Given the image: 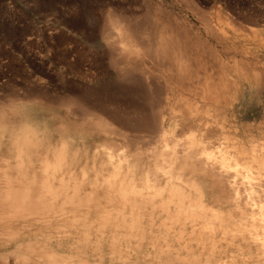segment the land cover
<instances>
[{
    "label": "bare ground",
    "instance_id": "obj_1",
    "mask_svg": "<svg viewBox=\"0 0 264 264\" xmlns=\"http://www.w3.org/2000/svg\"><path fill=\"white\" fill-rule=\"evenodd\" d=\"M72 1L75 26L106 44L89 76L111 79L18 97L64 117L44 136L27 124L10 152L0 150L5 264H264L260 53L223 54L179 8L158 2L112 4L100 21L99 10Z\"/></svg>",
    "mask_w": 264,
    "mask_h": 264
},
{
    "label": "rangeland",
    "instance_id": "obj_2",
    "mask_svg": "<svg viewBox=\"0 0 264 264\" xmlns=\"http://www.w3.org/2000/svg\"><path fill=\"white\" fill-rule=\"evenodd\" d=\"M91 1L85 0L84 3L86 4V6L88 4L90 6V8L93 7L97 11L99 10L100 13L102 11L106 12L108 10V8H110V7L112 8V6H113L112 4H114V6H117L118 4H124V2H126V1L127 2L125 3V5H127V3L129 4V1H131L128 6H130V5L132 6L136 1H138L133 5V7L137 6L138 4H139L138 6L141 7L143 2L145 3V2H151L152 1V3L158 2L159 4H162L164 6L168 5L166 8H168L169 10H174L175 12H177L180 9L178 11L179 14H182L181 15L182 17L185 16L184 18H186L191 24H193L195 30L198 27L196 32L198 33L199 37H201L203 40H205V39L208 40V42H210V43L213 41L212 44H215V45L217 44L216 45L217 48L221 47V50L223 52L227 51V53L222 52L223 54L232 55V54H238L239 53L238 56H241L242 53H247L248 50H249L248 52L260 53V54H258V57L260 59V63H259L260 65L259 66L262 65L261 66L262 68L259 67V70L263 71L262 74L264 76V52H263L264 51V44H263L262 48L260 46V43L264 39L263 38L264 37V0H219V1L217 0V2H216V0H194L195 2L193 0H191L192 2L190 0H175V1L174 0H171V1L170 0H160V1H158V0H146V1L145 0H111L112 2L110 0H101V1L94 0L95 1V2L93 1L94 3ZM121 1H123V2L121 3ZM182 1H184V2H182ZM188 1H190L191 3ZM107 2H109V3H107ZM92 3H93V5H92ZM195 3L198 4V6H199V7H196L197 10H194L195 8L193 9V7L197 6ZM94 4L97 6H95ZM98 4L101 5L102 7L99 6ZM109 4H111V5H109ZM174 4H176L175 5L176 7H173ZM212 4H214V5H212ZM217 4H218V7H216ZM103 5H104V7H103ZM190 6L192 7V9H189V8H191ZM203 6H204V8H202ZM212 6H214L215 9ZM95 7H97V8H95ZM103 8H105V9L103 10ZM138 8H137V10H138V12H140V10ZM259 8H261V9L259 10ZM77 9H78V5L75 4V2L72 0H58V1L57 0H0V115H2V116H0V150L2 149L4 151H6L8 149V151L10 152L9 149H10V147H12V144H14L12 141L16 140L15 136L17 137V139H22L21 137L25 134V129H26L27 124H32L33 128L35 127L36 129H38V130H34V129L33 130L38 131V133L36 132L38 135L44 136V134H45L44 132L46 129L52 130L53 126H55L57 122L59 123V121H61V119L64 117V116L63 117L61 116V117L56 118V116H52V110L48 107L49 105H47V104L44 105V104H39V103H31V102H28L25 100H19L18 97L22 95L23 90L25 88H28L31 90L32 89L35 90V89L40 88L39 90H41V89L45 90L46 93L50 91L49 96H51L53 93L56 94V93H61V92H67L68 91L67 88L74 89L76 86L84 85L85 83H86L85 85H87V86H90V85L92 86V85L100 84V83H102V81H108L111 79V78L109 79V76L102 77L103 79H101V80L92 77L94 75H92L93 73L90 72V70L92 69L91 71H93L94 74L95 73L97 74L99 69L97 68L98 65H96L95 63L92 64L93 66L88 67V65L91 63L90 62L91 59H93V57L91 55L94 54L93 56L95 58L97 56V54L99 53V50L104 48L106 44H104V41L101 40L100 36H96L97 38L93 37V36H89L90 39H88V36H86V34H84L85 33L83 30L84 28L83 27L80 28L79 26H75L76 24L73 23V21L76 17ZM206 9H207V11H206ZM231 9L233 10V12ZM184 10H186V11H184ZM235 10L237 13L235 12ZM261 10L263 11V13ZM180 11H182V13ZM193 11H195V13ZM197 11H198V13H200L199 14L200 18L197 17V16H199ZM201 11H203V13ZM209 11H210V13H209ZM222 11H223V13L225 12V14L227 12L226 15L228 16V14H229V17L231 19L233 18V21L235 20L234 21L235 25H234V23L231 24L230 22H228L224 19L221 20L222 22L218 21V20H220V19H218L219 18L218 14H219V12L222 13ZM228 11H230V12L228 13ZM251 11H252V13H251ZM99 12L97 14L101 15V16L98 15L99 16L98 18L100 19V21L106 20V18H105L106 16L104 15L105 13L103 12V14L102 13L100 14ZM206 12L209 13V16ZM240 12H242V13H240ZM74 13H75V15H74ZM205 13L207 14L206 19L204 18ZM239 13H240V15H239ZM185 14H188V15H185ZM225 14H223V15H225ZM241 14H242V17H241ZM237 15L239 16L240 20H237V19H239ZM254 16H255V19H254ZM235 17H237V18H235ZM196 18H198V19H196ZM211 19H212V21H211ZM245 19H246V21H245ZM203 20H205L207 22H205ZM243 21H245V22H243ZM249 21L250 22L252 21V22L249 23ZM259 21H261V22H259ZM210 22H211V25H210ZM70 23L74 24V26H72ZM228 24H229V27H228ZM212 25H214V26H212ZM232 25H233V27H232ZM243 25H245V26H243ZM45 27H47V28H45ZM209 29L212 31V34H215V35L212 36L211 33L209 34L208 33V31H210ZM218 31H219V33H218ZM83 34H84V36H83ZM208 35H209V37H208ZM219 35H221V36H219ZM211 36H212V38H211ZM241 37L243 39H241ZM213 38H214V40H213ZM239 38L243 42H241V40H239ZM91 39L92 40L94 39L95 41L94 40L92 41ZM90 40H91V42H90ZM234 40H236V41H234ZM97 42H99V43H97ZM216 42H218V43H216ZM94 43H96V44H94ZM263 43H264V40H263ZM102 44H103V46H102ZM6 46H7V48H6ZM71 46L74 48H72ZM78 46H79L80 50L76 48ZM225 46H227V50L222 49ZM238 46H239V48H238ZM91 47H93L94 50ZM70 48L73 50H70ZM258 48H260L261 51ZM74 49H75V52H74ZM84 49H87L86 53H85ZM237 49H238V51H237ZM68 51H72L69 53L73 54V55H70L68 53ZM76 51L77 52L82 51V53H81L82 59L81 60L84 62H82V63L80 62L79 63L80 65L79 64L75 65V62H74L76 59H78V57H80V52L77 53ZM217 52H219V50ZM75 53H76V56H75ZM87 53H89V54L87 55ZM62 54H65V55H62ZM67 54H68V56H67ZM77 55H79V56H77ZM84 55H86L87 57L89 56L88 58L87 57L86 58L90 59V60L88 61L86 59V61H85ZM60 56H61V58H60ZM63 56H67L66 57L67 59ZM74 56H75V58H74ZM59 58H60V60H59ZM61 59H63V60H61ZM67 63H68V65H67ZM72 64H73V66H72ZM94 64L96 67H94ZM69 65H71V67H73V68L71 69V67ZM86 65L88 68L87 69L88 74H85V72H84L85 71L84 68H86ZM67 66H69V67H67ZM79 67H81V68H79ZM93 67L95 69H93ZM69 69H70V71H69ZM75 69H78V70H75ZM80 69H81L80 72H82V73L79 72ZM37 70H39L40 72ZM33 74H35V75H33ZM89 75H92V76L90 77ZM32 77L34 80H32ZM44 79H46V80L44 81ZM25 80L28 84L25 82ZM40 80L43 81L46 85H44L42 82H40ZM66 81L68 83H66ZM79 81H81V84ZM40 83H42V84H40ZM74 83H76V84H74ZM31 84H33V85H31ZM42 85H43V88H42ZM65 86H66V88H65ZM32 87H34L35 89ZM44 87H46V88H44ZM57 87H58V89H55ZM17 88L19 90H17ZM60 88H63L64 90L65 89L66 90L64 91L63 89H60ZM56 90H58V91H56ZM3 94L6 95V98ZM55 94H53V95H55ZM12 96H13V98H12ZM10 98H12L11 99L12 103H10L11 102V100H9ZM13 99L15 100V102ZM6 101L9 102L10 104L6 103ZM5 103H6V105H5ZM259 107L257 108V113H258L257 117L258 118L262 117L264 115V106H259ZM249 121H251V118L249 119ZM51 134L52 135H50V133H47V135H50L52 137V138L50 137V139L55 140V138L57 137L56 132L54 133V130H53V132ZM11 137H14V138H11ZM84 141H85V138H84ZM94 147L96 148V145L92 144L89 148H90V150H93ZM86 148L89 150L88 147H86ZM8 250L12 251L13 247H11V249L9 248ZM8 250H6V251H8ZM4 253H5V238L2 237L0 240V259H1L0 263H2V264H5V254Z\"/></svg>",
    "mask_w": 264,
    "mask_h": 264
}]
</instances>
